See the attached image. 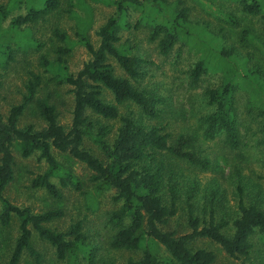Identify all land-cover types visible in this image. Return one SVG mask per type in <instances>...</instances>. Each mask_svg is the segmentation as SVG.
I'll return each mask as SVG.
<instances>
[{"label": "trees", "instance_id": "obj_1", "mask_svg": "<svg viewBox=\"0 0 264 264\" xmlns=\"http://www.w3.org/2000/svg\"><path fill=\"white\" fill-rule=\"evenodd\" d=\"M65 1L69 8L79 5V0ZM106 2L113 6L114 12L96 30L98 44L94 46L80 32L79 43L90 58L76 73L69 72L66 65L70 47L58 46L54 59L39 55V65L53 73L50 77L53 85L70 87L73 110L71 122L66 125L59 121L52 95H38L43 77L33 72L27 62L25 48L35 44L38 49L42 44L33 40L22 45L19 37L18 42L14 41L15 36H23L22 26L44 19L59 8L61 0H25L26 12L13 17L8 27H2L3 20L22 0H8L0 5V89L6 72L20 60L27 64L24 67L28 74L20 102L13 104L6 115L0 114V230L7 229L12 220L18 223L10 255L7 260L0 256V264H21L24 254L39 264L42 256L34 246V235L54 249L58 261L96 263V248L89 246L82 221H74L65 231H58L49 224L64 215L61 209L34 213L30 208L13 205L5 197L6 187L15 175L13 150L22 158L37 154L46 163L45 171L32 179L31 187L43 189L57 200L66 187L75 191L83 188V182L66 161L84 166L92 195L114 192L112 199L120 205L108 215L109 246L114 250L140 252L138 258H129L125 264H215V252L197 246L200 241L217 244L231 258L249 259L255 253V239L264 238L262 191L256 190V186L255 192L246 191L245 185L238 183L234 218L228 213L219 217L221 192L214 186L205 193L204 206L199 205L198 182L190 183L183 167L188 164L205 171L213 163L189 149L190 136L174 137L167 125L159 122L166 99L150 86L155 63L139 38L144 36L146 42L155 44L159 55L169 56L176 47L188 39L191 41L189 8L178 0ZM239 5L244 14L261 18L264 32V0H239ZM123 32L129 35L125 39ZM53 34L61 42L66 40L59 30ZM217 49L212 57L199 50L197 61L189 70L190 84L196 85L212 68L238 54L236 47ZM228 71L218 85L204 90L209 111L201 118V135L205 140L223 135L224 144L237 149L241 142L235 104L239 85L235 81L236 70ZM260 72L254 65L247 73L242 71L238 75L256 81ZM251 84L254 97L249 100L246 112L252 119L263 118L259 144L264 160V110L258 104L264 98V83ZM28 110L42 126L22 124ZM88 141L97 146L99 155L86 146ZM175 216L183 217L188 232L170 228ZM161 247L166 257L160 255Z\"/></svg>", "mask_w": 264, "mask_h": 264}, {"label": "rangeland", "instance_id": "obj_2", "mask_svg": "<svg viewBox=\"0 0 264 264\" xmlns=\"http://www.w3.org/2000/svg\"><path fill=\"white\" fill-rule=\"evenodd\" d=\"M8 0H0V5H5ZM169 3L176 0H168ZM189 8L188 24L191 41L176 47L169 56L158 54L155 44H149L144 36L142 48L147 50L149 58L155 63L150 86L165 100L164 114L159 122L167 125L168 132L176 137L185 134L192 138L189 149L207 157L213 163L210 170H201L192 165H185L184 173L190 179L197 181L199 185V205L204 206V195L214 186L217 192H221L218 204L219 217L228 213L235 217L237 212V196L235 194L238 183L245 185L246 191L260 189L262 191L261 202L264 206V160L263 148L259 144L262 138L263 118L252 119L246 112L248 102L252 95V81L264 83V32L263 22L259 16L246 15L241 11L239 0H178ZM79 5L69 8L65 0H61L59 8L36 24H27L20 30L23 36H15L22 41V45L37 40L42 44L36 49L35 44L27 46L26 52L29 68L37 74H42L43 81L39 96L52 95V103L56 106L59 121L62 124H70L73 110V97L68 85H53L51 82L53 73L46 72L38 63L39 55H45L48 59L56 57L55 50L58 46L70 47L71 52L66 56V65L71 73H76L86 62L90 55L86 48L79 43L80 32H83L90 42L96 46L98 38L96 30L107 18L112 15L114 8L108 5L106 0H79ZM25 0L15 7L3 20L2 27H8L11 19L26 12ZM55 30L64 33L66 40L61 42L53 34ZM128 32H123V39ZM131 39L134 38L131 35ZM220 46L236 47L238 54L234 58L223 62L220 67L212 68L206 76L200 77L196 85L190 84L189 70L197 61L203 49L208 57L215 56ZM23 47V46H22ZM179 48V51L178 49ZM247 59V60H246ZM214 60V59H212ZM21 63L13 64L3 77L0 89V114L6 115L13 104L19 103L24 93V82L28 77L27 69ZM257 65L261 72L255 80L249 81L238 74L248 72ZM116 67V66H115ZM236 70L235 81L239 85L235 93V104L238 113L240 132V144L237 149H230L224 144L223 135L213 140H205L202 137L201 118L206 114L208 106L204 97V90L216 86L221 78L230 69ZM110 100V95L106 94ZM259 99L258 104L264 110V98ZM35 123L37 127L43 123L30 111H26L22 118V124ZM117 125L115 124V127ZM86 146L96 155L100 152L97 146L88 141ZM16 161L14 179L5 190V197L15 206L30 208L34 213H43L53 209H61L64 215L52 221L49 227L58 231H65L74 221L83 222V232L88 237L91 248H96L95 264H125L129 258L136 259L140 252L130 250H114L110 248L109 241L111 230L107 224L108 215L118 208L120 202H114L113 191H106L99 195H92L93 189L88 182V172L83 165L66 161L72 171L83 182V188L75 191L71 187L62 189L61 199L51 197L43 189L31 187L32 179L42 174L47 165L39 159L37 154L28 158H22L17 150H13ZM59 159L62 160L60 157ZM202 208V207H201ZM201 208L199 211H201ZM182 216H175L170 222V228H178L181 232H188L185 228ZM231 220V219H230ZM18 223L11 221L10 226L0 230V256L7 260L13 241L17 237ZM34 246L42 256L39 264H68L67 261H58L54 249L45 241L34 235ZM255 253L249 259H234L225 254L221 248L209 241H200L197 246L212 249L216 254L215 264H264V238L255 239ZM160 255L167 256L161 247ZM86 262H82L85 264ZM21 264H35L27 254L21 258Z\"/></svg>", "mask_w": 264, "mask_h": 264}]
</instances>
